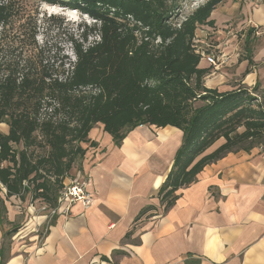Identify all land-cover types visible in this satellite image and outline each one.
<instances>
[{"label": "trees", "instance_id": "16d2710c", "mask_svg": "<svg viewBox=\"0 0 264 264\" xmlns=\"http://www.w3.org/2000/svg\"><path fill=\"white\" fill-rule=\"evenodd\" d=\"M42 1L95 22L83 25L82 43L72 41L75 61L67 58L68 69L64 62L36 66L26 55L22 64L0 60V125L9 128L0 133L1 223L2 195L57 207L60 190L86 154L82 145L99 124L116 144L140 126L183 132L158 195L164 212L208 165L264 146V108L253 96L259 88H206L214 68L201 66L193 45L196 31L213 26V12L227 0H208L179 23L187 0ZM16 12L14 0H0V54ZM36 35H30L33 43ZM91 36L96 40L89 42ZM220 140L224 144L208 153ZM153 210L148 207L139 218ZM19 229L5 233L0 254Z\"/></svg>", "mask_w": 264, "mask_h": 264}, {"label": "crops", "instance_id": "0c3cea01", "mask_svg": "<svg viewBox=\"0 0 264 264\" xmlns=\"http://www.w3.org/2000/svg\"><path fill=\"white\" fill-rule=\"evenodd\" d=\"M211 21L196 39L223 63L207 76L206 88L264 92V5L227 0ZM201 66L211 67L204 60ZM183 139L172 127L140 126L116 144L95 126L66 180L87 179L92 206L75 204L51 216L30 196L7 201L2 195L0 250L6 232L26 228L11 236L0 264H264V146L208 165L164 212L159 191ZM148 207L154 210L139 218Z\"/></svg>", "mask_w": 264, "mask_h": 264}, {"label": "rangeland", "instance_id": "374dc122", "mask_svg": "<svg viewBox=\"0 0 264 264\" xmlns=\"http://www.w3.org/2000/svg\"><path fill=\"white\" fill-rule=\"evenodd\" d=\"M208 0H187L183 3L181 16L176 23L192 15L200 6ZM17 10L14 22L11 27L6 29L4 34V47L0 54V60L3 63L22 64L26 56L36 66L59 65L64 62L68 69L67 58L75 61V55L72 48V41L82 43L83 25L92 26L95 21L82 13L64 8L53 6L42 0H14ZM26 22V24H25ZM25 24V25H24ZM237 23L232 25L237 27ZM239 27V25H238ZM35 29V30H34ZM36 32L35 43L30 35ZM21 33L23 35H21ZM26 35V37H24ZM96 40V36H91L89 42ZM257 104L264 108V92L262 89L256 95ZM47 111H44V114ZM7 125L0 126V133L7 130ZM40 207L45 206L36 202ZM26 228L22 225L20 230ZM40 231L38 234H42Z\"/></svg>", "mask_w": 264, "mask_h": 264}, {"label": "built area", "instance_id": "2783aa9c", "mask_svg": "<svg viewBox=\"0 0 264 264\" xmlns=\"http://www.w3.org/2000/svg\"><path fill=\"white\" fill-rule=\"evenodd\" d=\"M254 4L264 5V0H252ZM197 54L202 61H207L211 67L217 69L223 60L207 52L206 48L195 38L193 41ZM89 182L85 178L73 179L69 183H64L63 188L59 192L57 207L49 208L47 205L42 207L43 211H47L51 216L58 213L67 214L70 208L75 204H82L83 207L89 208L93 204V195L88 191Z\"/></svg>", "mask_w": 264, "mask_h": 264}]
</instances>
